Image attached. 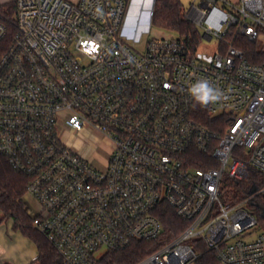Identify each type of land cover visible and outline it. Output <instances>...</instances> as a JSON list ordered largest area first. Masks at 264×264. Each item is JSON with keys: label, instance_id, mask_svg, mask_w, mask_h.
Here are the masks:
<instances>
[{"label": "built area", "instance_id": "built-area-1", "mask_svg": "<svg viewBox=\"0 0 264 264\" xmlns=\"http://www.w3.org/2000/svg\"><path fill=\"white\" fill-rule=\"evenodd\" d=\"M15 3L17 31L0 55V155L29 177L41 208L33 225L62 264H100L106 251L161 238L167 206L186 227L134 264H197L193 239L219 264H264V231L243 237L258 224L254 195L221 196L226 176L264 172V0H194L184 16L201 31L195 50L180 36L136 49L156 0ZM5 31L0 23V40ZM238 36L258 41L262 63L247 60ZM213 41V54L199 52ZM201 81L220 98L196 102ZM205 111L226 125L210 128ZM65 132L101 133L105 166ZM191 149L217 166H193Z\"/></svg>", "mask_w": 264, "mask_h": 264}, {"label": "trees", "instance_id": "trees-1", "mask_svg": "<svg viewBox=\"0 0 264 264\" xmlns=\"http://www.w3.org/2000/svg\"><path fill=\"white\" fill-rule=\"evenodd\" d=\"M15 13V0L0 3V23L6 30L4 38L0 40V55L12 43L16 34ZM152 22L176 32L184 39L186 46L192 50H195L201 42V31L193 22L185 18L184 7L180 0H156ZM235 44L244 51L249 62L262 63L263 54L257 40L238 36ZM198 118L214 130L226 125V120L209 116L206 111L201 113ZM189 156L190 163L195 167L217 166L210 153L191 149ZM248 171V177L242 180L226 176L224 183L227 190L221 196L223 201L238 202L253 194L248 206L264 229V196L257 193L264 186V172L253 167H250ZM28 183L29 177L17 172L8 160L0 155V226L5 220L11 219L14 226L20 227L24 234L32 238L37 247V257L31 261L33 264H62L57 258V252L52 244L33 227V218L29 215L25 203ZM160 217L164 225L161 238L151 241H133L124 249L106 251L100 258V264H134L156 249L162 239L174 237L186 227V222L181 220L168 206L160 213ZM191 243L200 253L196 261L197 264H219L215 253L208 250L202 241L193 239Z\"/></svg>", "mask_w": 264, "mask_h": 264}, {"label": "rangeland", "instance_id": "rangeland-1", "mask_svg": "<svg viewBox=\"0 0 264 264\" xmlns=\"http://www.w3.org/2000/svg\"><path fill=\"white\" fill-rule=\"evenodd\" d=\"M14 0H0V3L11 2ZM71 3H77L79 0H67ZM184 10L189 8L194 0H180ZM178 34L174 31L167 30L152 22L149 32H144L141 37V41L135 43L137 50L144 49L148 40L161 37H175ZM216 51V42L202 43L199 47L201 54H213ZM65 141H69L72 146L76 148L86 158L93 161V163L103 168L108 158V153L111 148V144L107 143L104 136L98 132H80V133H67L63 134ZM227 190L224 181L221 183V193H225ZM25 203L27 205V211L29 215L34 219L40 213V205L36 198L30 194L25 195ZM34 227V225H33ZM35 228V227H34ZM264 229L258 222L257 226L250 230L248 234L243 237L245 240H251L263 232ZM0 264H33L32 260H27L30 253L37 252V247L31 237L24 234L22 229L18 226H14V222L11 219L5 220L0 226ZM7 260V261H5Z\"/></svg>", "mask_w": 264, "mask_h": 264}, {"label": "clouds", "instance_id": "clouds-1", "mask_svg": "<svg viewBox=\"0 0 264 264\" xmlns=\"http://www.w3.org/2000/svg\"><path fill=\"white\" fill-rule=\"evenodd\" d=\"M196 102L201 106L207 105L209 102H214L220 98V93L217 89H214L208 81L198 82L192 89Z\"/></svg>", "mask_w": 264, "mask_h": 264}, {"label": "crops", "instance_id": "crops-1", "mask_svg": "<svg viewBox=\"0 0 264 264\" xmlns=\"http://www.w3.org/2000/svg\"><path fill=\"white\" fill-rule=\"evenodd\" d=\"M105 139V141L107 142V143H110V141L108 140V139H106V138H104ZM1 235V234H0ZM37 255V252H35V253H30V255H29V257L27 258V260H33V258H34V256H36ZM5 261H7V260H5Z\"/></svg>", "mask_w": 264, "mask_h": 264}]
</instances>
